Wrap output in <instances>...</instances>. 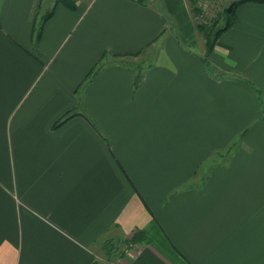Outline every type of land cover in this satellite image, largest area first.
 I'll list each match as a JSON object with an SVG mask.
<instances>
[{"label":"crops","instance_id":"1","mask_svg":"<svg viewBox=\"0 0 264 264\" xmlns=\"http://www.w3.org/2000/svg\"><path fill=\"white\" fill-rule=\"evenodd\" d=\"M57 1L0 0V264H264V2L206 52L189 0Z\"/></svg>","mask_w":264,"mask_h":264},{"label":"rangeland","instance_id":"2","mask_svg":"<svg viewBox=\"0 0 264 264\" xmlns=\"http://www.w3.org/2000/svg\"><path fill=\"white\" fill-rule=\"evenodd\" d=\"M190 8L196 17V27L199 32H201L205 38H213L215 32L224 26L226 23V8L229 6L228 1H223L220 5L215 2V0H189ZM229 3V4H228ZM196 6V7H195ZM213 41V40H212ZM207 50V49H206ZM245 135L244 132H240L237 138L231 142L232 148L240 147L241 138ZM123 244H118L115 250L111 251L110 256L112 258L116 257L114 260H109L112 264L118 263L119 253L123 250Z\"/></svg>","mask_w":264,"mask_h":264},{"label":"trees","instance_id":"3","mask_svg":"<svg viewBox=\"0 0 264 264\" xmlns=\"http://www.w3.org/2000/svg\"><path fill=\"white\" fill-rule=\"evenodd\" d=\"M247 0H236L234 6L232 7V10L230 12H227V19H226V23L224 24V26L222 28H219L216 32L213 38H208V36L206 35V52H210L211 49L213 48L214 45V39L216 38V35L219 34L222 30L228 28L229 26L232 25L233 21H234V11H235V7L236 5H238L241 2H244ZM255 1H259V2H264V0H255ZM57 2H61L63 5H65L66 7L73 9L75 7L74 1L73 0H58ZM196 7V6H195ZM53 13V8H51L50 10H48L41 18V20L38 23L37 29H36V34L35 37L39 38L41 35V31H42V26L43 23L45 22V20H47ZM213 40V41H212ZM102 66V62H97L92 68H90L89 72H88V77H92L97 71L98 69ZM68 117V116H65ZM64 120H60L58 122H56V125L63 122ZM140 230H136L133 234V236L130 238L131 241H139L137 236L139 234ZM96 264V263H93Z\"/></svg>","mask_w":264,"mask_h":264},{"label":"water","instance_id":"4","mask_svg":"<svg viewBox=\"0 0 264 264\" xmlns=\"http://www.w3.org/2000/svg\"><path fill=\"white\" fill-rule=\"evenodd\" d=\"M235 1H232L229 6L226 8V12H230L232 10V7L234 6Z\"/></svg>","mask_w":264,"mask_h":264}]
</instances>
